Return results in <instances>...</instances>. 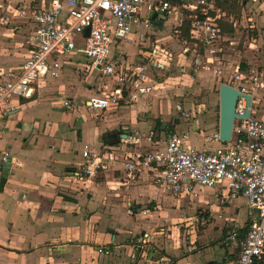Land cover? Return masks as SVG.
<instances>
[{"label":"crops","instance_id":"1","mask_svg":"<svg viewBox=\"0 0 264 264\" xmlns=\"http://www.w3.org/2000/svg\"><path fill=\"white\" fill-rule=\"evenodd\" d=\"M35 1H38L35 6H40L43 0L20 2L34 5ZM167 1L175 5L182 0ZM220 14L223 16L224 12ZM179 23L180 18L175 21L174 16L163 22L161 28L155 27L153 35L144 40L131 35L124 45L126 52L123 49L120 54L122 60L128 65L137 63L152 46L163 44L185 66L181 71L183 78L187 77V67L192 65L179 54L180 45L174 34ZM260 27L258 37L252 39V43L261 51L255 62H248L246 67L239 65L244 71L256 67L264 72V24ZM28 28L31 34L27 23L4 25L0 22V71L17 69L28 57ZM250 28L254 29L253 26ZM230 35L226 32L225 39H231ZM129 45L136 51L129 53ZM79 62L73 61L69 65L79 70L83 68ZM71 68L65 67L53 88L73 104L71 111L58 114V120H52L51 124L42 121L45 117L41 106L53 95H46L49 91L44 90L49 87L40 84L31 98H11L7 113L0 115V151L10 152L14 159L12 174L5 177L0 192V264H190L191 255L205 251L210 243L202 246L200 242L195 244V240L186 242L177 234L174 225L181 221L176 211L179 205L172 207L167 200L169 194L156 185L152 174L131 176L122 168L121 154L110 165L102 155L107 167L92 177L73 178L71 173L84 164L81 153L85 148L101 154L103 148L116 147V144L100 140L107 133H113L119 139L124 133L140 138L139 142L126 143V157L146 147L150 149L152 146L148 147L141 137L149 133L154 135L158 123L161 124L160 134L165 135L164 139L156 141L161 143L160 146L169 134L189 132L185 141L188 147L211 150L218 144L207 142L204 135L218 132V114L203 106L194 109L183 104L191 113V118L185 121L175 113V102L158 101L150 95L141 104L100 114L101 122L95 125V135L90 141L74 115L80 95L85 100L91 95V81L86 80L87 77L76 80L71 76ZM193 73L201 78L205 87H213L214 81L218 86L229 84L231 79L227 73L214 76L209 69H193ZM77 90L83 93L79 94ZM174 91L176 97L181 96V90L175 88ZM56 110L62 109L58 105ZM251 116L264 119V92L252 97ZM200 189L203 188H197ZM174 198L181 202L184 197ZM248 214L250 218L251 211ZM197 246L201 248L196 249ZM98 248L106 249V253H98ZM222 248L223 259L228 258L229 251ZM202 264L216 262H211L208 256Z\"/></svg>","mask_w":264,"mask_h":264},{"label":"built area","instance_id":"2","mask_svg":"<svg viewBox=\"0 0 264 264\" xmlns=\"http://www.w3.org/2000/svg\"><path fill=\"white\" fill-rule=\"evenodd\" d=\"M230 1L182 0L174 5L167 0H43L35 6L0 0V22L31 27L28 57L19 68L0 71V115L7 113L11 98H31L40 79L58 78L73 61H81V73L96 82L89 88L91 95L81 102L96 117L141 104L163 89L164 83L156 82L153 76L169 70L174 52L155 44L137 63L128 65L121 58L122 49L131 35L140 40L153 35L156 26L150 19L152 14L157 15L156 22H168L174 16L176 21L183 11L192 21L187 39L174 30L179 54L190 60L194 70L209 69L214 76L227 73L229 85L252 100L264 92V72L256 68L244 71L239 65L212 66L220 51V16L212 13L217 3ZM239 1L264 12V0ZM56 102L61 109L72 110V102L62 95ZM173 109L182 120L191 118L182 103H174ZM245 109V100L239 97L235 113L242 116ZM123 136L120 145L103 148L101 154L85 148L81 153L84 164L71 173L72 177H92L107 167L102 155L110 165L121 154L125 172L131 176L152 174L156 185L173 197H190L197 188H205L216 191L222 203L241 198L251 211L249 224L226 233L222 245L229 257L219 264H264V119L252 117L250 108L248 119H234L230 141L221 142L218 132L204 135L207 142L218 144L208 151L188 147L189 132L169 134L162 146L149 133L141 139L152 147L126 157V143L139 142L140 138L137 133L136 138ZM13 164L10 152L0 151V175L12 174ZM97 252L106 253V249L98 248Z\"/></svg>","mask_w":264,"mask_h":264},{"label":"rangeland","instance_id":"3","mask_svg":"<svg viewBox=\"0 0 264 264\" xmlns=\"http://www.w3.org/2000/svg\"><path fill=\"white\" fill-rule=\"evenodd\" d=\"M6 1L11 5L17 2L23 5L28 4L26 2H20L23 0ZM35 2L34 5H37L38 1ZM217 11L224 12V15L220 16L221 14L217 13ZM212 14H218L220 16V19L217 21L220 28V39L218 42L220 51L214 56L215 58L213 59L214 63L212 66L224 67L226 64L230 66L240 65L246 67L248 62H255L261 50H258V47H254L256 44L252 43V39H256L258 33H260V25L262 26L264 24V12L260 13L259 8L254 4L249 3L244 5L241 1L235 0L226 4L217 3ZM185 19L186 18L183 17L182 20ZM251 26H253L254 29H251ZM226 32L231 33V39H225L224 35ZM29 33L30 30L28 28V37L30 35ZM230 42L233 43L230 44ZM123 49L126 52L125 46ZM128 51L129 53H133L136 50L135 47L129 45ZM212 66L210 65L211 70ZM68 68H71V66L68 65ZM184 68L185 66L175 57L174 62L172 64L170 63L168 71L154 75L153 79L156 82L164 83V85L163 89H159L153 93V97L158 99V101L169 99L171 102H180L184 104L186 108L195 109L196 107L203 106L206 110H214L218 114V84L214 81L213 87H205L202 85L201 78H198L193 73V67H187L188 76L183 78L182 75L184 74L181 70ZM70 71H72L71 76L75 77L76 80H82V77H86L81 73L80 69L78 70L72 67ZM208 74V76H211L210 72H208ZM58 80L59 78L51 81L43 78L38 82L41 86L49 87V89L44 90L49 91L46 95L50 93L53 95L52 98H48V100L44 101L45 105L41 106L43 107V114L45 117L42 118V121L48 124H51L53 122L52 120H58L59 113L64 115V113L71 111L62 109L58 112L56 110L58 104L56 102L53 103L54 98L56 100L57 96L60 95L53 90ZM86 80L90 82L91 77L88 76ZM95 83V81H91V86ZM175 88L181 90V96L176 97L174 95ZM77 93L82 94L83 92L78 91ZM81 100L84 101L85 98L80 95L76 101L78 110H75L76 113L74 112V116L77 119L76 122L88 133L86 139L91 141L95 135V125L99 124L101 120H99L94 113L88 111L85 106L81 107L79 104ZM164 136V134H160L159 131H156L153 135V141L159 138L164 139ZM100 140L105 143L103 137H101ZM115 144L120 145V142ZM168 197L167 200L172 203V207L179 205L176 211H178L177 215L180 214L178 218H181V221H179L178 225H174V227H177V234H180L186 242L195 240V244L196 242H200V244H203L202 246H204L205 243H210V246L205 251L201 250L191 255L192 259L189 260L190 264L191 262L193 264H202L204 261H207L208 256L211 257V262L215 261L216 264H219L224 256L222 240L226 233L232 228L245 227L249 224L250 215L248 213L250 211L245 201L241 198L232 201V203L229 202L230 204L222 203L220 197L217 198L212 190L205 188L199 191L196 189L192 197H184L181 202L180 199L174 198L171 195ZM198 248L199 246L196 247V249Z\"/></svg>","mask_w":264,"mask_h":264},{"label":"water","instance_id":"4","mask_svg":"<svg viewBox=\"0 0 264 264\" xmlns=\"http://www.w3.org/2000/svg\"><path fill=\"white\" fill-rule=\"evenodd\" d=\"M157 15H151L152 24L156 27L161 28L163 22L161 20L155 21ZM85 35H88V31L85 32ZM241 97L245 100L246 109L244 110L242 116L235 113V107L238 98ZM251 108V96L248 94L240 93L236 88L230 86L226 83H220L218 87V135L221 142L230 141L232 126L234 119L242 118L248 119ZM110 133L106 134V139L109 144H115L120 142V139H123L125 136H120V139L117 137L116 141L109 140ZM5 184V177L0 178V192Z\"/></svg>","mask_w":264,"mask_h":264},{"label":"trees","instance_id":"5","mask_svg":"<svg viewBox=\"0 0 264 264\" xmlns=\"http://www.w3.org/2000/svg\"><path fill=\"white\" fill-rule=\"evenodd\" d=\"M183 17H185L186 19L182 20ZM191 21H192V18L189 17V13L183 11V14L180 16L179 26L177 28V31H178V34H179L180 38L187 39L189 37V29H190ZM156 127L157 128L155 130H153L154 133H155V131H160L161 124L158 123ZM103 138L105 139V143H108L107 139L105 138V136H103Z\"/></svg>","mask_w":264,"mask_h":264},{"label":"flooded vegetation","instance_id":"6","mask_svg":"<svg viewBox=\"0 0 264 264\" xmlns=\"http://www.w3.org/2000/svg\"><path fill=\"white\" fill-rule=\"evenodd\" d=\"M106 138V137H105ZM116 136L113 134V133H110V135H109V140L110 141H116Z\"/></svg>","mask_w":264,"mask_h":264}]
</instances>
